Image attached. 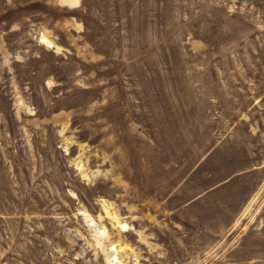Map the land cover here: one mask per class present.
<instances>
[{
  "label": "rangeland",
  "instance_id": "obj_1",
  "mask_svg": "<svg viewBox=\"0 0 264 264\" xmlns=\"http://www.w3.org/2000/svg\"><path fill=\"white\" fill-rule=\"evenodd\" d=\"M0 264H264V0H0Z\"/></svg>",
  "mask_w": 264,
  "mask_h": 264
},
{
  "label": "bare ground",
  "instance_id": "obj_2",
  "mask_svg": "<svg viewBox=\"0 0 264 264\" xmlns=\"http://www.w3.org/2000/svg\"><path fill=\"white\" fill-rule=\"evenodd\" d=\"M47 40V39H46ZM49 43V41H47ZM51 44V43H50ZM114 247V246H113Z\"/></svg>",
  "mask_w": 264,
  "mask_h": 264
}]
</instances>
